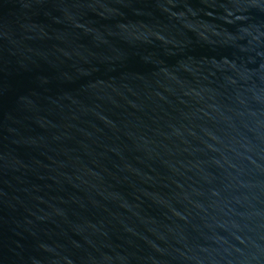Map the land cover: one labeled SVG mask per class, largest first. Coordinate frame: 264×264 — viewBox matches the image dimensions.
<instances>
[{
  "label": "water",
  "instance_id": "1",
  "mask_svg": "<svg viewBox=\"0 0 264 264\" xmlns=\"http://www.w3.org/2000/svg\"><path fill=\"white\" fill-rule=\"evenodd\" d=\"M0 264H264V0H0Z\"/></svg>",
  "mask_w": 264,
  "mask_h": 264
}]
</instances>
